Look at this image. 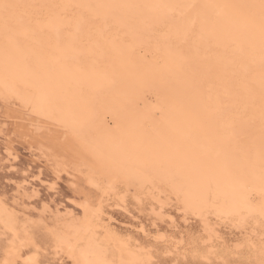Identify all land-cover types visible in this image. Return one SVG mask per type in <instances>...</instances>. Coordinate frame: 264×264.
I'll return each instance as SVG.
<instances>
[{"label":"bare ground","instance_id":"bare-ground-1","mask_svg":"<svg viewBox=\"0 0 264 264\" xmlns=\"http://www.w3.org/2000/svg\"><path fill=\"white\" fill-rule=\"evenodd\" d=\"M0 98L62 128L102 194L168 190L203 225L264 229V0H0ZM78 212L52 232L73 264L151 261L100 232V201ZM0 223L11 263L27 239L2 201Z\"/></svg>","mask_w":264,"mask_h":264},{"label":"rangeland","instance_id":"rangeland-1","mask_svg":"<svg viewBox=\"0 0 264 264\" xmlns=\"http://www.w3.org/2000/svg\"><path fill=\"white\" fill-rule=\"evenodd\" d=\"M11 101L0 98V201L15 213L18 233L27 240L22 247L25 253L5 262L13 233L0 223V264H73L55 247L52 232L78 217L84 200L93 205L100 201V232L108 228L135 250L153 255L147 264H263L256 249L264 243L261 225L248 220L237 226L234 220L213 214H208V224L203 225V217L184 213L176 197L163 189L149 192L131 187L125 191L117 184V191L102 194L87 183L85 168L77 166L81 157H75L63 129ZM54 161L64 162L59 174H55ZM203 227L212 228L215 240ZM30 255L35 262L27 261Z\"/></svg>","mask_w":264,"mask_h":264}]
</instances>
